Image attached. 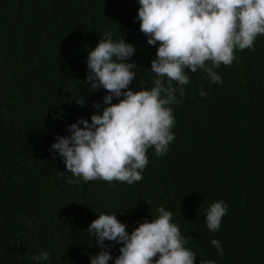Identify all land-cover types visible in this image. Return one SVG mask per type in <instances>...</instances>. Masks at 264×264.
<instances>
[{
	"label": "trees",
	"instance_id": "1",
	"mask_svg": "<svg viewBox=\"0 0 264 264\" xmlns=\"http://www.w3.org/2000/svg\"><path fill=\"white\" fill-rule=\"evenodd\" d=\"M137 7L136 0H0V264H32L28 257L41 250L46 264H89L99 249L85 230L96 215L117 212L130 233L157 206L191 237L193 264H264V35L215 69L222 83L189 73L185 96L171 106L175 138L164 156L147 150L140 181L70 183L79 178L49 154L54 137L87 120L105 94L84 82L87 51L105 32L136 48L128 87L152 86L155 46L139 31ZM217 200L227 211L210 232L204 210ZM119 247L112 243L113 257Z\"/></svg>",
	"mask_w": 264,
	"mask_h": 264
},
{
	"label": "clouds",
	"instance_id": "2",
	"mask_svg": "<svg viewBox=\"0 0 264 264\" xmlns=\"http://www.w3.org/2000/svg\"><path fill=\"white\" fill-rule=\"evenodd\" d=\"M135 20L149 46H155L149 61L151 87L139 81V90L128 86L137 68L130 58L136 48L122 39L113 40L105 32L95 47L87 51L84 82L89 90H105L101 102H93L88 119L78 118L67 125L69 135L55 136L49 154L60 156L65 171L82 181L103 180L129 185L142 179L152 148L164 156L175 134L172 105L179 106L185 96L189 73L202 71L209 83L220 84L215 71L234 59L233 50H251L258 35H264V0H136ZM123 90V91H122ZM198 94L207 96L202 87ZM116 103H111L113 99ZM78 106L84 100L77 99ZM79 125V127H78ZM210 232L220 227L227 211L223 200L213 201L205 210ZM116 213L96 215L85 231L99 251L89 264H193L196 254L188 248L190 236L182 235L172 221V212L157 206L155 217L144 219L129 233ZM31 224V220L25 221ZM111 242L105 244L104 242ZM112 243L120 245L118 255L110 252ZM219 254L221 242L210 241ZM155 258V259H153ZM32 264H46L49 252L41 250L28 257ZM198 264H215L199 259Z\"/></svg>",
	"mask_w": 264,
	"mask_h": 264
}]
</instances>
